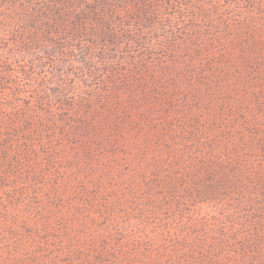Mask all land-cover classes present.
<instances>
[{
	"label": "trees",
	"instance_id": "obj_1",
	"mask_svg": "<svg viewBox=\"0 0 264 264\" xmlns=\"http://www.w3.org/2000/svg\"><path fill=\"white\" fill-rule=\"evenodd\" d=\"M255 1L198 0L184 33L167 32L166 0H0V164L32 141L60 150L83 135L98 155L84 159L107 168L95 177L99 199L74 200L90 204L103 233L78 263L264 264V11ZM165 120L167 163L150 150ZM88 164L70 182L89 176ZM31 177L22 184L36 187ZM47 198L32 203L35 219L64 208Z\"/></svg>",
	"mask_w": 264,
	"mask_h": 264
},
{
	"label": "rangeland",
	"instance_id": "obj_2",
	"mask_svg": "<svg viewBox=\"0 0 264 264\" xmlns=\"http://www.w3.org/2000/svg\"><path fill=\"white\" fill-rule=\"evenodd\" d=\"M148 1L156 8L163 7L161 0H158L159 3H157V0ZM166 1L164 6L170 8V11L166 16L160 15V17H163L162 21L165 20L164 25L168 27L167 32L170 31L169 27L171 26L174 30L179 28L184 33H190L189 31L193 25L190 24V20H187L189 18L187 12L197 11L195 7L198 0ZM255 4H261L260 7L264 11V0L255 1ZM179 10L184 12L183 21L174 19L173 14ZM249 34L259 37L262 30L254 28ZM243 36V30L238 28L231 30L228 37L236 42L237 39H241ZM199 54H201L200 51ZM168 131V123L165 120L161 130L154 132L155 138H152L150 149L156 159L164 163H167L172 156V154L166 152L162 157L160 153L161 146L166 145L165 140L169 141L172 134ZM45 139H42V144L37 143L35 150H32L34 149V146L32 148L34 141L26 148H17L10 156L12 159L10 165L0 164V176L6 179L7 186L6 190L0 189V264H81L78 263L79 255H87L88 247H92L90 245L95 240L100 242L101 238L98 237L103 234L98 231L100 227L96 228L93 225L100 226L95 222L96 216L94 215L96 213L92 211L90 204L82 205L74 200H77V197L82 193L88 194V191H91L90 195L95 194L97 199L101 197L99 194L101 192L100 182L95 181V177L103 169H107L105 164L102 167L100 162L95 165L93 162L84 159L90 155V157L98 156L92 151L88 153L86 150V147H88L86 136L75 137L71 144L66 141L67 147L60 148V150L56 149V145H48ZM179 144L183 143L177 141L169 147L173 148ZM86 153L88 154L84 156ZM74 158H76V162L72 166L74 168L71 169L67 163ZM117 159H119V165H124V158L117 157ZM82 162L85 164L90 163L88 165L91 167L92 172L89 176L79 178L77 183L70 182L67 175L72 170L77 171V167H82ZM28 173L34 175L31 179L36 182V187L22 184L26 183V180L22 179ZM90 184H93V186L91 187ZM115 189L113 193L118 192V189ZM113 193L106 194L105 201L108 202V197H112ZM53 195L59 197V200L64 204V208L49 213L42 220L35 219V209L40 207L42 201L47 202V197ZM32 203L33 205L38 204V206L32 207ZM122 204L118 203L116 205L123 207ZM69 205L71 207H68ZM98 205L94 204L97 209H100ZM122 209L126 214L121 218L132 219V212L128 214L127 210ZM163 213L164 217L168 214V212ZM78 217L79 221H77ZM85 219L87 220L84 221ZM83 221L84 224H82ZM157 228L159 230L160 227Z\"/></svg>",
	"mask_w": 264,
	"mask_h": 264
}]
</instances>
